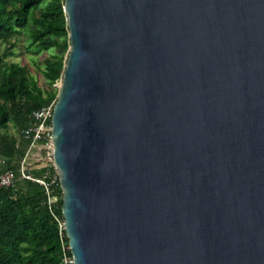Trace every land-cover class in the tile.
Wrapping results in <instances>:
<instances>
[{
	"label": "water",
	"instance_id": "1",
	"mask_svg": "<svg viewBox=\"0 0 264 264\" xmlns=\"http://www.w3.org/2000/svg\"><path fill=\"white\" fill-rule=\"evenodd\" d=\"M52 160L74 264H264V0H64Z\"/></svg>",
	"mask_w": 264,
	"mask_h": 264
},
{
	"label": "trees",
	"instance_id": "2",
	"mask_svg": "<svg viewBox=\"0 0 264 264\" xmlns=\"http://www.w3.org/2000/svg\"><path fill=\"white\" fill-rule=\"evenodd\" d=\"M23 34L28 49L50 51L42 62L41 84L26 64L6 60ZM0 43V158L6 160L1 173L9 167L16 170L25 148L24 143L16 145L18 137L8 126L20 133L35 108L56 101L54 84L62 77L70 47L64 0H0ZM37 152L40 160L28 165L30 173L54 174L51 148L36 145L32 153ZM54 195L49 205L44 186L26 179L0 189V264H60L61 243L68 238L59 181Z\"/></svg>",
	"mask_w": 264,
	"mask_h": 264
},
{
	"label": "built area",
	"instance_id": "3",
	"mask_svg": "<svg viewBox=\"0 0 264 264\" xmlns=\"http://www.w3.org/2000/svg\"><path fill=\"white\" fill-rule=\"evenodd\" d=\"M60 83L61 79L58 80L54 86L59 88ZM54 104L55 102H50L49 104L37 107L32 111L30 121L21 129L16 144L17 146H19V143L25 144L24 152L20 156L18 167L16 170L9 167L0 173V189L12 186L16 179H26L42 184L48 196L47 201L49 205L54 204L56 200L54 190L58 184L59 176L56 171L54 174H48L45 177L34 176L29 171L28 159L36 145H40L44 148H51V150L53 148L51 132ZM0 164L5 165L6 160L4 158H0ZM55 218L58 220L57 217ZM60 235L61 237L63 236L61 232ZM60 264H74L69 242L64 240L61 243Z\"/></svg>",
	"mask_w": 264,
	"mask_h": 264
},
{
	"label": "rangeland",
	"instance_id": "4",
	"mask_svg": "<svg viewBox=\"0 0 264 264\" xmlns=\"http://www.w3.org/2000/svg\"><path fill=\"white\" fill-rule=\"evenodd\" d=\"M28 41L26 36L23 34L19 36V40L17 42V46L14 48V55L8 56L6 58L7 61H15L20 62L21 64H26L29 69L30 73L38 80L39 84L42 83L41 80V69L43 68V59L48 55L50 51H38L34 48L28 49L27 48ZM4 45L0 43V54L2 53ZM8 132L13 134L19 138V132H17L12 124L8 126ZM39 152V151H38ZM37 152V155L32 153L29 156L28 163L31 165L34 161H39L40 156ZM1 168V165H0Z\"/></svg>",
	"mask_w": 264,
	"mask_h": 264
}]
</instances>
